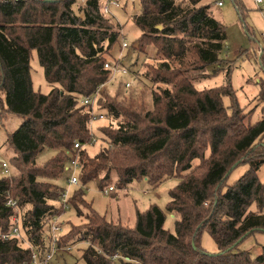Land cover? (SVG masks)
Instances as JSON below:
<instances>
[{"label":"trees","instance_id":"1","mask_svg":"<svg viewBox=\"0 0 264 264\" xmlns=\"http://www.w3.org/2000/svg\"><path fill=\"white\" fill-rule=\"evenodd\" d=\"M139 1L140 10L131 17L141 33L127 48L136 56L128 66L143 68L134 75L140 85L124 90L115 80L112 93L105 86L100 90L95 109L108 123L94 128L103 143L89 155L90 113L80 100L110 80L104 62L117 59L112 52L124 38L120 25L104 14L98 0H0V91L5 96L0 115L21 117L5 141L11 173L0 177V232L9 233L17 215L22 234V239L0 237V264H24L33 248H47L48 222L63 213L58 199L65 188L56 179L65 172L69 153L78 156L79 165L69 210L84 222L63 228L57 245L72 250L85 243L79 256L85 264H264V245L254 256L241 247L256 232L264 233V214L249 211L255 201L264 205V183L257 176L264 163V117L251 123L252 110L238 105L230 69L223 85L197 89L193 83L210 74L208 66L223 64L225 25L212 15L213 0ZM233 1L242 15V1ZM118 2L120 7L127 3ZM33 50L44 79L58 84L47 93L33 89ZM258 82L257 101L263 102L264 81ZM147 90L150 106L141 96ZM224 96L231 100L229 109ZM75 142L81 147L74 148ZM44 149L55 152L38 164ZM194 158L200 161L191 165ZM238 163L249 167L222 191ZM169 176L180 177L165 207L174 218V233L164 228L166 214L155 203L136 210L129 227L99 215L85 199L91 182L100 191L114 186L110 194L135 179L156 186ZM10 198L15 206L6 205ZM204 229L218 251L208 253L199 244ZM70 254L58 251L50 264H67Z\"/></svg>","mask_w":264,"mask_h":264},{"label":"rangeland","instance_id":"2","mask_svg":"<svg viewBox=\"0 0 264 264\" xmlns=\"http://www.w3.org/2000/svg\"><path fill=\"white\" fill-rule=\"evenodd\" d=\"M242 1V15L236 9L233 0H224L223 6L212 8V15L225 25L227 38L223 43V49L220 54H226V59L223 60V64L210 65L207 67V72L210 73L203 78L194 79L193 83L197 89H205V87H216L227 83L228 77L226 75L229 72V82L232 90L235 92V98L238 105L244 109L245 112L251 111V123L256 122L261 117H264V101H257L259 90V82L261 79L264 81V17L259 13V10L254 5L253 0H241ZM83 0H78V3H82ZM126 3L121 7H112L111 13L108 17L115 23L120 25V29L124 38L131 44L139 35L140 31L132 21V15L137 14L140 10L139 0H122ZM132 47L121 50L117 47L113 50L112 54L117 58L124 59V64L128 66L135 60V53L131 50ZM126 53V54H125ZM113 55V56H114ZM124 57V58H123ZM31 80L33 82V89L39 90L41 93L49 92L53 86L58 84H51L44 79L43 68L38 63L37 50H33L32 56L29 61ZM230 65V68L227 66ZM139 64L129 67L133 75L140 76L143 73V68L138 67ZM221 68L216 73H211L212 70ZM136 80V78H135ZM140 85V84H139ZM136 83L131 87H139ZM106 89L112 93L114 91V82L108 83ZM133 94L138 95L137 91ZM122 95L119 93V96ZM139 96V95H138ZM141 96L146 99V106L151 104V93L147 90ZM0 102L5 107V96L0 91ZM223 105L229 109L231 100L228 96L223 97ZM0 103V112H1ZM21 123V117L14 113H6L5 117L0 115V160H6V156L11 153L10 149H6V139L8 133L16 130ZM108 123V119L102 118L93 122V132L97 133L96 127L99 125ZM96 128V129H94ZM264 144V137H263ZM103 141L100 139L98 142L86 145V151L89 155H94L98 152ZM55 150L44 149L41 151L36 159L37 163H42L54 154ZM206 151V156L208 154ZM199 158H194L191 165L198 164ZM257 171L259 181L264 183V163ZM247 163H238V165L226 176L222 191L225 190L226 185L234 183L238 177L248 169ZM4 169L0 166V177L3 175H9L10 167L6 169V172H2ZM186 172V171H185ZM68 173L64 172L61 177L56 179V183L64 188L66 186V176ZM180 177L169 176L162 179L158 185L153 186L145 181L143 178L133 180L130 185L119 188L114 193L103 194L99 188L91 183H88L85 187V199L89 201L93 209L99 215H106V217L114 222L120 221L123 225L132 227L136 220L135 212L146 211L150 204L155 203L161 210L163 209L166 214L164 222V228L174 233V218L172 214L166 212L165 207L169 201L168 192L173 189ZM75 186L70 187V192ZM264 196V194H263ZM249 211L259 212L264 214V205L259 207L255 201L250 207ZM60 221L63 224V228L67 229L71 224H82L83 218L76 216L74 209L67 210L60 216ZM255 235V234H254ZM253 235V236H254ZM259 235L250 237L243 241L242 248H249L251 254L254 256L259 251V245L262 243L255 241ZM199 244L206 252L218 251V246L214 243L211 235L206 229H204L199 237ZM87 246L85 243H77L70 251V255H67V264L72 262L81 254V250ZM54 264H59L57 261H53ZM79 264H85L82 260H78ZM117 264H123L121 261H117Z\"/></svg>","mask_w":264,"mask_h":264},{"label":"built area","instance_id":"3","mask_svg":"<svg viewBox=\"0 0 264 264\" xmlns=\"http://www.w3.org/2000/svg\"><path fill=\"white\" fill-rule=\"evenodd\" d=\"M102 3V10L104 14L110 15L111 8L112 7H120V2L118 0H98ZM224 3V0H213V6L218 8L221 7ZM254 5L259 10V13L264 17V0H253ZM264 36V35H263ZM128 42L125 38L122 39L121 47L123 49L127 48ZM118 57L116 61H105L104 62V68L109 70L110 72V80L109 81H101L95 93L92 95H86L83 96L80 100V104L82 106H85L86 109L89 110L90 113V119L88 121L89 127H90V138L88 141V144H93L97 142V139L95 138L92 126L93 122L95 120H99L104 118V114L102 112H98L97 109H95V103L96 100L99 97L100 90L106 86L108 83L113 82L115 80H120L123 83L124 90H128L131 86H134L136 84V80L134 75L132 74L129 67H127L124 63L120 62ZM82 143L75 142L74 148L81 147ZM70 159L68 163L64 166V171L68 173L66 177V186L68 188H65L58 199L59 205L62 207L63 213L69 210L70 203V187L71 186H77L78 185V156L76 154L69 153ZM0 166L4 170L2 172H6V169L8 168L7 162L5 160H0ZM115 190L114 186H108L104 190H102L103 194L107 195L109 192ZM16 201L12 198L8 199L6 202V205L15 206ZM12 226L10 228L9 233H1L0 237L4 240H7L8 238H20L22 239V234L19 230V218L17 215H13L12 217ZM44 239L47 241V248H44L42 251L36 248H33L31 251L30 259L24 262V264H50L53 257L57 254L58 251L65 250V251H71L70 247H60L57 245L58 239L60 238L61 234L63 233V227L60 222V216H53L50 221L48 222L47 229L44 231ZM113 258H117L116 255L113 256Z\"/></svg>","mask_w":264,"mask_h":264},{"label":"crops","instance_id":"4","mask_svg":"<svg viewBox=\"0 0 264 264\" xmlns=\"http://www.w3.org/2000/svg\"><path fill=\"white\" fill-rule=\"evenodd\" d=\"M219 57L222 58V59H226V54H220ZM255 235H259L257 237V240H255V241H258V242L262 243V245H264V233L256 232ZM254 236H251V237H254ZM246 249H249V248H246Z\"/></svg>","mask_w":264,"mask_h":264},{"label":"water","instance_id":"5","mask_svg":"<svg viewBox=\"0 0 264 264\" xmlns=\"http://www.w3.org/2000/svg\"><path fill=\"white\" fill-rule=\"evenodd\" d=\"M194 247V246H193Z\"/></svg>","mask_w":264,"mask_h":264}]
</instances>
